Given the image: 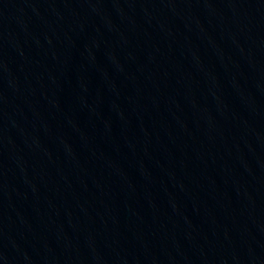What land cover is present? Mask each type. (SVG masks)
<instances>
[{
    "label": "water",
    "instance_id": "obj_1",
    "mask_svg": "<svg viewBox=\"0 0 264 264\" xmlns=\"http://www.w3.org/2000/svg\"><path fill=\"white\" fill-rule=\"evenodd\" d=\"M0 264H264V0H0Z\"/></svg>",
    "mask_w": 264,
    "mask_h": 264
}]
</instances>
